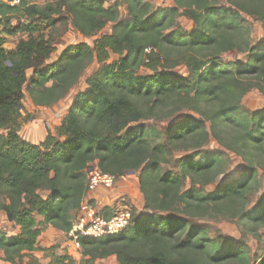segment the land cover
Instances as JSON below:
<instances>
[{
    "label": "trees",
    "instance_id": "trees-1",
    "mask_svg": "<svg viewBox=\"0 0 264 264\" xmlns=\"http://www.w3.org/2000/svg\"><path fill=\"white\" fill-rule=\"evenodd\" d=\"M111 1L0 4V34L26 36L8 52L0 37V214L18 228L13 236L0 231L1 260L24 264L39 249L40 223L67 234L87 196L86 170L96 168L114 179L138 172L148 214L132 206L118 233L79 237L80 264L112 256L116 264H250L244 244L214 237L191 221L215 215L236 219L253 233L264 229V195L247 208L259 184L257 170L264 172V110L248 112L241 103L252 90L264 94V0H170L156 9L147 0ZM18 11L25 22L11 25L9 15ZM245 16L262 30L255 42ZM180 17L191 22L187 30ZM68 26L83 38L97 37L91 46L65 47L49 62ZM107 27L109 33L100 34ZM228 53L245 59L222 61ZM111 56L117 58L108 62ZM94 62L55 134L48 131L38 144L21 138L24 87L29 85L34 106L51 107L67 98ZM179 66L185 75L175 71ZM185 109L201 120L175 121L164 133L140 124ZM209 138L246 165L238 180L204 194L201 188L226 166L222 154L202 150ZM177 150L191 153L175 160L176 171L164 172ZM107 209L101 215L111 217ZM72 263L50 255V264ZM257 264H264V248Z\"/></svg>",
    "mask_w": 264,
    "mask_h": 264
},
{
    "label": "rangeland",
    "instance_id": "rangeland-1",
    "mask_svg": "<svg viewBox=\"0 0 264 264\" xmlns=\"http://www.w3.org/2000/svg\"><path fill=\"white\" fill-rule=\"evenodd\" d=\"M55 1L57 0H32L34 4L39 6L45 3H50ZM147 1L153 9L160 7L161 8L168 7L171 3L170 0H147ZM107 2L108 4H110L109 1ZM120 13L122 15L125 13L123 7L120 9ZM9 16L11 17V21H10L11 25H14L18 20L23 23L25 22V19L21 17V13L19 11L16 13H12ZM244 20L246 25L250 29V33L254 42L257 41L262 34V30L260 26L252 18L245 16ZM178 23L183 28V30H187L191 25V22H188L183 17L178 18ZM2 29L3 27L2 25H0V30ZM49 32H50L49 29L41 26V31H40L41 34L48 35ZM106 33H109L108 27L100 32V34H106ZM96 37L83 38L73 28L68 26L67 31L60 38L56 40L55 49L50 56L49 62L55 61L59 52L65 47L80 42H86L88 45L91 46ZM25 38H26L25 35H22L21 37H19V35H17V37L8 36L5 40V43L6 46L9 49H11L14 48V46H16L21 39H25ZM116 58H117L116 56H111L108 62H112L116 60ZM244 59H245L244 55L230 54V53L224 54L221 58V60L225 62L232 60L243 61ZM96 67L97 64L94 62L86 70H84L78 84L70 91L67 98H65L64 100L60 101L59 103L51 107L44 108V107L34 106L27 92V90L29 89V85L24 87L23 92L25 94V98L22 102L21 119H20L21 127L19 132L21 138L27 141L32 140L34 142H41L46 137L47 134L46 132L49 131L50 133H52V135H54L55 129L59 125V122L62 118L61 115H64V111H63L64 105H67V103L69 105V101L76 91H80L85 88V84H84L85 78L88 77ZM175 71L179 72L181 75H185V69L183 68V66L177 67ZM138 72L140 74L148 73L147 70H139ZM27 74L28 76H30L31 71H28ZM241 103L248 112L264 110V94L256 90H252L241 99ZM185 118H194L201 120L200 115L197 114L195 111H193L192 109H187V110L185 109L176 112L170 117L164 119H158V122H155V120H148V121L140 122V124H142L144 128H148L150 126H156L158 130L164 133L166 128L169 127L173 122ZM136 125L137 124H132L131 127H135ZM202 150L209 153L219 152L220 154H222L223 158L226 161L224 172L216 178L214 183L209 186L201 188V191L204 194L211 193L216 188V186L220 184L229 183L238 180L242 175L243 171L245 170L244 169L246 165L245 162L236 154L226 150L218 141H216L213 138H209L207 144L202 148ZM190 153L191 151L189 152L180 151V150L173 151L171 154L172 157H170L168 159V163L163 166L164 172L168 170L176 171L175 160L184 158L188 156ZM137 174L138 172L128 173L123 177L114 179V183L110 188H98V190L111 192V196L109 198H111L113 203L112 206H110L109 209H107V211L111 212V208L113 207L114 203L117 202L120 198H124L125 200H128L132 204V206L135 208L136 211H138V213H140L141 215L148 214L143 210V204L141 205L142 197L141 195H139L138 192L139 190H138ZM257 174H258L257 180L259 184L257 189L247 197V208H251L254 205H256L257 202L264 195V172L261 169H258ZM188 185L189 182L185 180V187H187ZM114 188L115 190L118 189V191L115 192ZM95 191L91 193L87 192V196L82 204V207H86L87 210L89 211L101 213L103 212L102 209L108 208V206H104L102 208H98L95 206L94 202L96 201L94 199H91V195H90ZM137 197L139 198L138 202L134 200V198L136 199ZM79 211H80L79 213L87 212L82 210ZM76 214L77 213H75L74 216ZM37 220L40 221L41 219L38 218ZM191 224L202 227L203 229L207 230L210 235L214 237L220 236L221 238H224L230 243L244 244L250 250V259H251L250 264H257L261 260V256L264 248L263 228H257L256 232L253 233L249 229L246 230L244 229V227L239 225L236 222V219H230V218L228 219L225 217L215 216V215H210L202 219H193V221H191ZM37 228L41 230V234L38 238V245H37L39 249L35 252H32L29 255H26L23 258L24 264H50V255L68 256L72 259L73 261L72 264H80V261L82 260L81 251L72 247L73 244L70 242V240L68 239L65 233L61 232L58 235L57 233H55L54 228L49 226L45 227L41 225V223ZM0 231L6 234L7 236H13L18 234V228L15 227L13 224L8 223L3 214H0ZM1 255L2 253L0 252V264H7L1 260ZM95 264H116V262L113 259V257H108L104 260L96 261Z\"/></svg>",
    "mask_w": 264,
    "mask_h": 264
},
{
    "label": "built area",
    "instance_id": "built-area-1",
    "mask_svg": "<svg viewBox=\"0 0 264 264\" xmlns=\"http://www.w3.org/2000/svg\"><path fill=\"white\" fill-rule=\"evenodd\" d=\"M18 3L19 0H0V4L8 6H15ZM0 37L4 41L1 46V49L4 51L8 52L16 47L14 46V48L9 49L6 46L5 40L8 36L4 35V33H1ZM86 181L88 192H93L98 188L112 187L114 178L93 168L86 170ZM131 208L132 204L128 200L120 198L111 208V217H104L101 213L89 211L86 207H82L81 205L79 210L87 212H77L71 222V229L66 236L73 246L79 250V237L101 238L103 236L116 234L124 229L130 221Z\"/></svg>",
    "mask_w": 264,
    "mask_h": 264
},
{
    "label": "crops",
    "instance_id": "crops-1",
    "mask_svg": "<svg viewBox=\"0 0 264 264\" xmlns=\"http://www.w3.org/2000/svg\"><path fill=\"white\" fill-rule=\"evenodd\" d=\"M106 1H109V3L111 4L112 1L111 0H106ZM17 35L19 34H15L14 36L17 37ZM22 35H19V37H21ZM70 102V101H69ZM59 103V102H58ZM68 105V103H67ZM67 105H64V114H65V110L67 108ZM61 117H63V115H61ZM61 121V120H60ZM60 123V122H59ZM59 126V125H58ZM57 126V127H58ZM56 127V128H57ZM47 133V132H46ZM27 141V140H26ZM29 143H32V144H38L40 142H34L32 140H28ZM115 190V188H114ZM117 190H115V192H117ZM113 193V192H112ZM91 195V199H94L96 202H94L95 206L98 207V208H102L104 206H108V209L110 206H112V203L113 201L111 200V198H109L111 196V192L109 191H103V190H96L94 193L90 194ZM88 195V196H90ZM115 195V194H113ZM135 197V196H134ZM108 199V200H107ZM134 200H136L138 202L139 198L137 197L136 199L134 198ZM143 204V201H142V198H141V205ZM140 209V208H139ZM73 248H75L73 245H72ZM113 257V256H112ZM81 259H82V256H81ZM113 259L115 260V257H113ZM116 262V261H115Z\"/></svg>",
    "mask_w": 264,
    "mask_h": 264
},
{
    "label": "water",
    "instance_id": "water-1",
    "mask_svg": "<svg viewBox=\"0 0 264 264\" xmlns=\"http://www.w3.org/2000/svg\"><path fill=\"white\" fill-rule=\"evenodd\" d=\"M55 233L59 235L61 232L55 229Z\"/></svg>",
    "mask_w": 264,
    "mask_h": 264
}]
</instances>
